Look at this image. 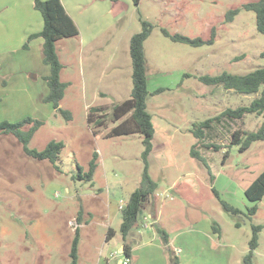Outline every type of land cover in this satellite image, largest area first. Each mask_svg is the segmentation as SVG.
Masks as SVG:
<instances>
[{"label": "rangeland", "instance_id": "374dc122", "mask_svg": "<svg viewBox=\"0 0 264 264\" xmlns=\"http://www.w3.org/2000/svg\"><path fill=\"white\" fill-rule=\"evenodd\" d=\"M26 1L36 16L12 12L14 0L0 2L4 6L0 10V122L38 118L43 124L28 146L43 150L51 140L63 141L65 146L52 162L28 155L16 135L0 134V264H71L76 230L77 264H123L127 259L124 247L120 251L124 244L121 209L140 185L143 134L108 133L120 122L111 118L114 105L131 95L130 41L142 30V20L153 25L144 51L147 109L155 128L149 173L157 189L144 201L134 227L152 245L135 249L129 264H169L166 250L159 247L163 241L156 227L172 237L175 234L174 241L185 246L180 253L172 245L180 264H244L254 225L263 228L253 262L264 264V197L255 203L245 194L264 171V140L254 141L245 150L243 143H232L236 130H257L263 116L247 113L242 118L214 120L200 143L193 132L228 108L249 105L264 88L242 94L199 79L224 71L247 74L264 65V34L257 30L255 12L243 7L256 0H140L138 7L133 0H125L118 12L108 4L110 0H79V11L74 13L80 34L57 42L61 80L67 83L60 107L71 112V120L43 101L48 91L44 73L50 67L37 42H30L31 49L23 47L26 28H34L43 19L34 0ZM234 8L241 10L229 22L227 12ZM11 20L20 23L12 27ZM163 29L205 40L214 30L215 42L192 46L173 41ZM92 36H98L96 43L107 41L104 58H93ZM117 67H121L120 82L115 85L108 76ZM95 105L107 116L105 126L96 127L87 120L89 107ZM206 143L222 147L207 148ZM193 145L207 157L212 174L191 155ZM95 154L96 168L89 178ZM221 200L240 212L226 210ZM152 202L153 210L161 212L155 227L150 222L156 218L144 221ZM254 204L257 210L251 215ZM110 228L117 235L108 237ZM129 238L131 246L138 244Z\"/></svg>", "mask_w": 264, "mask_h": 264}, {"label": "trees", "instance_id": "16d2710c", "mask_svg": "<svg viewBox=\"0 0 264 264\" xmlns=\"http://www.w3.org/2000/svg\"><path fill=\"white\" fill-rule=\"evenodd\" d=\"M117 2L119 0H111ZM136 7L139 6L140 0H133ZM34 6L41 12L43 19V27L41 30L31 33L23 47L28 49L30 42L38 37L43 39V61L50 67L49 74L45 76L48 85V92L43 97V101L51 103L56 110L64 115L66 120L72 119V114L69 110L60 107L61 101L65 95L67 83L61 80V71L63 64L59 59L57 51V42L62 38H69L78 36L80 34L79 27L72 16L67 12L62 0H34ZM247 10H253L256 14L257 30L264 34V0L251 1L243 6ZM240 8L230 9L227 12L226 20L232 21L240 12ZM153 25L147 21L142 20V30L133 34L130 41V54L133 62V88L129 98L116 103L113 107L112 120L120 121L119 124L111 128L108 136H121L132 133L143 134L144 150L142 158L144 161V171L141 177L140 185L136 188L129 197L127 204L121 209L122 222L120 231L124 240V253L123 255L129 259L133 258L131 247L126 242L130 231L135 227L144 201L148 200L154 195L157 189V183L149 173V155L153 150V139L155 128L152 121V115L147 109V96L148 91V78L146 71V59L144 51V43L150 36ZM163 33L170 37L173 41L190 44L192 46H199L202 44H212L215 42V31L212 32V37L208 40L200 37L191 38L183 34H172L167 29H163ZM264 57V51L261 52ZM199 79L207 84L221 85L226 89H232L242 94H255L258 93L264 85V65L247 73V74H232L227 71L218 75H201ZM247 113H256L263 116V121L259 128L255 131H242L236 130L233 133L232 143L242 144V150L251 146L254 141L264 140V88L261 94L255 97L249 105L239 106L235 109L228 108L224 110L221 115L215 118H208L201 122L198 127L194 129V134L198 138V143L204 140L206 129L211 126L214 120H220L224 116L232 118H242ZM87 120L89 123L94 124L96 127L105 126L108 123L107 116L104 115L100 106L89 107ZM30 124L27 131L23 127ZM43 124V121L32 116H25L19 121L11 122L3 120L0 122V134H14L24 144L25 152L37 159H49L55 162L59 154L64 148L63 141L51 140L43 150L32 149L28 146L29 141L34 136L38 128ZM205 147H214L216 150L222 146L214 143H206ZM191 155L200 161L208 168L212 174L210 164L207 157L193 145L190 151ZM227 156V154H226ZM97 154L94 155L90 161V170L88 177L91 178L96 168ZM213 180V175H211ZM216 197L220 199L219 192L212 187ZM245 194L252 202H257L264 197V171L261 172L256 179L246 188ZM223 207L226 210L239 213L240 210L233 207L226 201L221 200ZM257 204L250 208V214H255ZM263 228L262 225H254L253 237L250 241V250L244 257V264H254L253 254L258 246V233ZM112 228L109 229L108 237L114 235L115 232ZM218 231V228H215ZM156 232L159 234L165 246V250L169 256L171 264H180L179 257L174 254L173 247L170 245V235L162 227H156ZM79 242V233L76 230V236L73 241L71 257V264H77V250ZM128 261V264H129Z\"/></svg>", "mask_w": 264, "mask_h": 264}, {"label": "crops", "instance_id": "0c3cea01", "mask_svg": "<svg viewBox=\"0 0 264 264\" xmlns=\"http://www.w3.org/2000/svg\"><path fill=\"white\" fill-rule=\"evenodd\" d=\"M4 0H0V2H3ZM111 1V0H110ZM79 0H75V1H73V0H62V3H63V5L65 6V8H66V10H67V12L73 17V19L77 22V24H78V21H77V18L75 17V13L74 12H76L77 10L79 11V6H80V4H79ZM107 1H104V3H106ZM112 3H108V4H112V8L116 11V12H118L119 10H118V7H120L122 4H125V0H119V1H117V2H113V1H111ZM12 3V2H11ZM11 3H10V5L9 6H6V8H10L11 7ZM75 3V4H74ZM30 4L32 5V2H30ZM4 6H2V5H0V10L3 8ZM12 7H13V9H14V11L13 10H11L12 12H17V13H19V12H25V14H31V15H34V16H36V14H34V13H32L31 11H30V8H29V5H28V3H27V1L26 0H24V3H21V0H14V3H13V5H12ZM117 7V8H116ZM112 8H111V10H112ZM2 11H3V9H2ZM11 11H7L6 13H8V12H11ZM19 15V14H18ZM18 15H15V16H18ZM77 15H80V14H77ZM26 16H28V15H26ZM23 18H24V16H23ZM20 22L19 21H14V20H11V22H10V24H11V26L12 27H16V24H19ZM79 25V24H78ZM42 27H43V21H41V22H37V25L34 27V28H26L27 30H25L24 31V34H23V36H24V38H28V36L31 34V33H33V32H36V31H39V30H41L42 29ZM97 38H98V36H92L91 38H90V40H89V44L91 45V47H90V51H91V53L93 54V58L94 59H98V58H104L105 57V55H106V49H107V47H106V43H107V41L106 40H103L102 42H99V43H96V40H97ZM25 39V40H26ZM33 41H35V42H37V46H38V48L39 49H41V52H42V58H43V39L41 38V37H38V38H36V39H34ZM32 42V41H31ZM32 48V44L30 45V47H29V49H31ZM120 68L121 67H117L116 69H114V71H113V73L111 74V75H109L108 76V82L109 83H114L115 85H118L119 84V77H120ZM47 74H49V71H48V69L46 70V72L44 73V77L47 75ZM107 89H109V88H107ZM96 91L97 90H95V93H96ZM48 92V91H47ZM107 93V92H105V90H102V91H100V93ZM47 94V93H46ZM45 94V95H46ZM44 95V96H45ZM43 96V97H44ZM42 97V98H43ZM154 148V147H153ZM153 202H152V205H151V207H149V208H147L146 207V210L148 211V216H146L145 217V219H144V221H147L148 220V217L150 216L151 218H156V220L154 221V220H152V222H150V224L152 223V226H154L155 227V224L157 223V220H159L160 218V215H161V212H155L154 210H153ZM159 216V217H158ZM167 231V230H166ZM180 232H176V234H179ZM156 234H158L157 232H156ZM115 235H117L116 233H115ZM159 235V234H158ZM169 235H170V245L172 246V245H174V247L177 249V252H183L184 251V249H185V246L183 245V244H181V242L180 243H176V241H174V237H175V234H174V236L172 237V234L171 233H169ZM180 236V235H179ZM128 237H130V238H132L134 241H136L138 244H136V245H133V246H131L130 244V242L129 241H127L126 240V242L128 243V245L131 247V250H132V253H136V251L137 250H135V249H138L140 246L142 247V248H146V250H147V248L149 247V246H151L152 245V242H145L144 241V239H143V237H144V234L139 230V229H132L131 231H130V233H129V236ZM129 238V239H130ZM122 242L124 243V240H123V236H122ZM182 243H183V241H182ZM123 247H124V244H123V246L120 248V251H122V249H123ZM159 247L161 248V249H165V246L161 243V244H159ZM149 250V249H148ZM123 251H124V249H123ZM133 257V256H132ZM165 258H166V260H168L169 261V258H168V256H166L165 255ZM169 264H170V261H169Z\"/></svg>", "mask_w": 264, "mask_h": 264}, {"label": "built area", "instance_id": "2783aa9c", "mask_svg": "<svg viewBox=\"0 0 264 264\" xmlns=\"http://www.w3.org/2000/svg\"><path fill=\"white\" fill-rule=\"evenodd\" d=\"M145 225H147V224H145ZM128 261H129V259H126L125 261H123V264H128Z\"/></svg>", "mask_w": 264, "mask_h": 264}, {"label": "clouds", "instance_id": "9594fccd", "mask_svg": "<svg viewBox=\"0 0 264 264\" xmlns=\"http://www.w3.org/2000/svg\"><path fill=\"white\" fill-rule=\"evenodd\" d=\"M125 257V256H124ZM126 258V257H125Z\"/></svg>", "mask_w": 264, "mask_h": 264}, {"label": "water", "instance_id": "95a60500", "mask_svg": "<svg viewBox=\"0 0 264 264\" xmlns=\"http://www.w3.org/2000/svg\"><path fill=\"white\" fill-rule=\"evenodd\" d=\"M122 262V261H121Z\"/></svg>", "mask_w": 264, "mask_h": 264}]
</instances>
